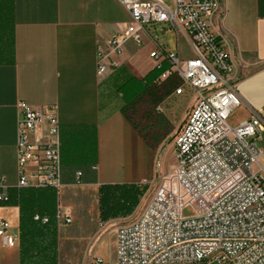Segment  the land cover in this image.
<instances>
[{
  "label": "crops",
  "instance_id": "0c3cea01",
  "mask_svg": "<svg viewBox=\"0 0 264 264\" xmlns=\"http://www.w3.org/2000/svg\"><path fill=\"white\" fill-rule=\"evenodd\" d=\"M218 2L213 29L225 41L234 66L232 82L242 106L231 123L238 126L264 106V0ZM129 20V13L117 0H0V178L5 179L8 196L11 189L19 188V104L55 108L61 144L66 147L58 207L72 219L70 225L58 223L57 264H95L96 259L102 264H118L116 244L112 253H106L102 241L85 240L86 234L97 231L98 224L103 227L114 220L101 223L100 187L151 184L148 165L150 161L156 164L165 144L170 154L164 156L162 174L169 172L176 163L171 149L181 127L180 110L189 113L195 103L194 96L186 105L183 99L188 89L193 90L186 87L182 95H176L175 83L158 88L154 96L152 87L142 91L140 84L146 77L128 63L133 48L120 58V67L102 78L97 75L98 48L122 33ZM162 41L166 50L189 58L184 57V46L190 49L184 36L176 37L170 31ZM93 129L95 162L70 161L67 147L72 138H89ZM261 137L255 144L264 151V132ZM171 138L172 147L167 143ZM86 142L92 145V140ZM261 160L264 164V156ZM138 211L119 220H129ZM0 219L9 222V233L19 239L16 248L0 239V264H25L19 207L0 202Z\"/></svg>",
  "mask_w": 264,
  "mask_h": 264
},
{
  "label": "built area",
  "instance_id": "2783aa9c",
  "mask_svg": "<svg viewBox=\"0 0 264 264\" xmlns=\"http://www.w3.org/2000/svg\"><path fill=\"white\" fill-rule=\"evenodd\" d=\"M117 2L130 20L122 33L98 48L97 75L102 78L120 67V58L133 48L128 63L141 77L160 70L156 87L175 83L176 95L189 87L195 96L173 142L174 167L151 183L154 193L143 210L114 230L117 263L264 264V151L255 144L264 132V106L238 126L230 123L242 100L232 82L234 66L226 43L213 29L218 0ZM170 31L188 40L192 57L183 59L164 48L159 40ZM19 112L18 187L54 188L60 197L61 124L56 110L35 109L22 101ZM0 189V202H8L4 178ZM186 210L191 216H185ZM57 219L72 224L59 207ZM10 228L0 219V239L16 248L19 239ZM102 263L96 259L95 264Z\"/></svg>",
  "mask_w": 264,
  "mask_h": 264
},
{
  "label": "trees",
  "instance_id": "16d2710c",
  "mask_svg": "<svg viewBox=\"0 0 264 264\" xmlns=\"http://www.w3.org/2000/svg\"><path fill=\"white\" fill-rule=\"evenodd\" d=\"M154 73V72H152ZM151 73V74H152ZM149 74L146 79L151 75ZM72 138L68 159L78 164H93L96 156V131L91 136ZM84 138V139H83ZM88 139L92 140L89 147ZM83 140V141H82ZM66 147L61 144V158ZM147 186L104 185L100 187V218L103 223L134 213ZM20 209V246L25 264H57L59 196L54 188H18L9 191L8 202ZM43 219L48 222L44 223Z\"/></svg>",
  "mask_w": 264,
  "mask_h": 264
},
{
  "label": "rangeland",
  "instance_id": "374dc122",
  "mask_svg": "<svg viewBox=\"0 0 264 264\" xmlns=\"http://www.w3.org/2000/svg\"><path fill=\"white\" fill-rule=\"evenodd\" d=\"M167 42H169V41H167ZM160 43L164 44V41H162V39H161ZM183 52H184V57H191V55H192V52L186 46H184ZM161 73H162V71H160V70L155 71L143 83H141L140 85L142 86V91L145 92L146 87H148V88L152 87L150 91L153 93V96L157 95L158 87H156L154 85V82L159 77V75ZM132 88L135 89V86L132 85ZM134 89H131L130 91L133 93ZM192 97H194V93L190 89H188L186 96L183 99V101L185 102L186 105H187V103L189 104V102L191 101L190 99ZM180 111L181 112L178 116V119L181 120L180 122H181V126H182V124L186 121V118H187L189 113L184 108H181ZM232 119L230 120V123H231ZM172 140L173 139L171 138L169 141H167V143L171 142ZM167 145L165 144L163 146V148H162L163 153L158 156L156 164H154L153 162L150 161V163L148 165V174L150 176L149 182H151V181L154 182V181L158 180L162 174V171L164 169V156H167L168 153L170 154V151L168 152L166 150V149H168ZM259 145H260V143H258V146ZM169 146L172 147V142ZM171 152H172L171 154H172L173 158H175L174 149H171ZM261 163L263 164L262 160H261ZM146 186H147V187H145L146 191H145L144 195L141 197L140 204L137 207V208H139L138 213H135L133 216H131L128 219H131V218H134L135 216H137L143 210V208L146 206L147 202L149 201V199L153 195V193H154L153 185L152 184H146ZM61 197H62V195H60V198ZM60 204H62V203H60ZM185 216L186 217L191 216L190 210L185 211ZM119 218H123V217H119ZM119 218H116V219L108 222L107 224H103V227L98 224L97 231L94 233L91 232L90 234H86L85 240L91 241V242H93V244L96 243L97 241H102L104 251L106 253L109 251L112 253L111 249H113V250L115 249V232H114V230L118 224L125 221V220H119ZM101 223H103V222H101Z\"/></svg>",
  "mask_w": 264,
  "mask_h": 264
}]
</instances>
